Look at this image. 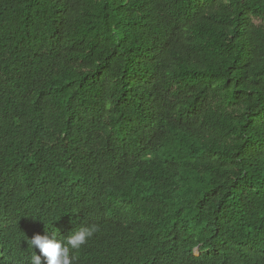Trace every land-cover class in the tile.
<instances>
[{"label":"trees","instance_id":"obj_1","mask_svg":"<svg viewBox=\"0 0 264 264\" xmlns=\"http://www.w3.org/2000/svg\"><path fill=\"white\" fill-rule=\"evenodd\" d=\"M92 225L81 264H264V0H0V246Z\"/></svg>","mask_w":264,"mask_h":264},{"label":"clouds","instance_id":"obj_2","mask_svg":"<svg viewBox=\"0 0 264 264\" xmlns=\"http://www.w3.org/2000/svg\"><path fill=\"white\" fill-rule=\"evenodd\" d=\"M96 231L97 227L92 225L81 226L70 233L64 231L57 233V230H51V232L46 231L44 235L36 234L27 241L30 259L25 260L24 263L81 264L79 249L93 237ZM12 238L14 241L17 239L15 235ZM0 264H21V261L0 246Z\"/></svg>","mask_w":264,"mask_h":264}]
</instances>
